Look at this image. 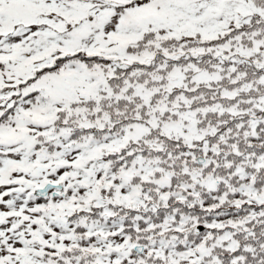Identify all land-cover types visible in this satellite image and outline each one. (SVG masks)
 Segmentation results:
<instances>
[{
  "label": "snow or ice",
  "instance_id": "obj_1",
  "mask_svg": "<svg viewBox=\"0 0 264 264\" xmlns=\"http://www.w3.org/2000/svg\"><path fill=\"white\" fill-rule=\"evenodd\" d=\"M0 264H264V0H0Z\"/></svg>",
  "mask_w": 264,
  "mask_h": 264
}]
</instances>
